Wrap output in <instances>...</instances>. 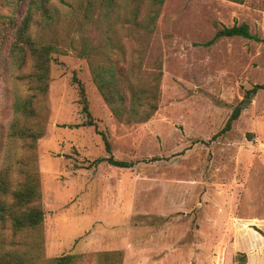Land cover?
Wrapping results in <instances>:
<instances>
[{
    "label": "rangeland",
    "instance_id": "obj_1",
    "mask_svg": "<svg viewBox=\"0 0 264 264\" xmlns=\"http://www.w3.org/2000/svg\"><path fill=\"white\" fill-rule=\"evenodd\" d=\"M87 5L51 0L58 25L34 24L33 36L61 44L79 36ZM242 23L262 41L207 44L218 28ZM124 39L144 71H163L158 110L144 122L115 118L73 49L54 54L47 96L34 99L39 116L26 121L15 105L33 93L20 78L31 62L18 69L0 54V170L30 155L14 125L45 129L36 149L44 222L18 235L0 228V251L25 252L29 264L65 254L100 264L96 254L114 250L122 264H234L239 252L247 264H264V90L249 95L264 84V0H165L154 33ZM236 110L232 128L219 133ZM104 135L111 154L133 167L104 160Z\"/></svg>",
    "mask_w": 264,
    "mask_h": 264
},
{
    "label": "trees",
    "instance_id": "obj_2",
    "mask_svg": "<svg viewBox=\"0 0 264 264\" xmlns=\"http://www.w3.org/2000/svg\"><path fill=\"white\" fill-rule=\"evenodd\" d=\"M164 3L165 0H88L84 19L80 21L82 33L77 37L69 34L61 44L43 36L35 39L32 34L34 24L41 25L45 30L58 25L59 10L51 6V0H0V54L6 50L11 63L18 69L26 67L29 61L33 68L30 73L20 77L26 80L33 93L16 103V111L26 121L39 116L34 99L40 95L47 96L54 54L73 49L79 57L87 60L92 79L117 120L126 123L149 120L159 106L162 67L159 64L151 72L144 71L138 62L140 57L135 59L128 54L124 38L127 36L135 40L154 33ZM37 18L40 20L36 21ZM87 23L94 25V35L87 33ZM236 36L262 41L252 33L249 24L242 23L218 28L214 39L207 44L221 37ZM72 82L77 86L82 110L92 118L85 84L76 74ZM259 90H264V84L255 85L249 95L257 94ZM239 116L240 110L234 111L219 133L229 131ZM41 125V122L35 126L27 123L21 127L14 125L13 135L26 139L30 155L18 161L17 167L7 166L0 170V228L11 229L14 235L40 228L45 219L36 153L37 142L45 134ZM104 140L110 153L104 160L119 168L134 166L132 161L116 159L111 154V145L105 135ZM96 255L100 264L123 262V252L120 250ZM28 256L25 252L0 251V264H29ZM76 258V255L65 254L46 259L45 264H74ZM247 262V254L239 252L234 264Z\"/></svg>",
    "mask_w": 264,
    "mask_h": 264
},
{
    "label": "water",
    "instance_id": "obj_3",
    "mask_svg": "<svg viewBox=\"0 0 264 264\" xmlns=\"http://www.w3.org/2000/svg\"><path fill=\"white\" fill-rule=\"evenodd\" d=\"M248 102H251L250 100H246L242 103V106H244L245 104H247Z\"/></svg>",
    "mask_w": 264,
    "mask_h": 264
}]
</instances>
